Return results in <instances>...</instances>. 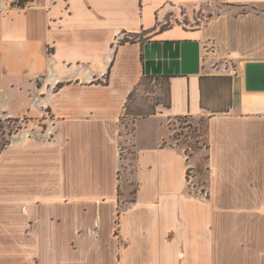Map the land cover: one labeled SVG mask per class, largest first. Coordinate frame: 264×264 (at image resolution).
Returning a JSON list of instances; mask_svg holds the SVG:
<instances>
[{"label":"crops","instance_id":"obj_1","mask_svg":"<svg viewBox=\"0 0 264 264\" xmlns=\"http://www.w3.org/2000/svg\"><path fill=\"white\" fill-rule=\"evenodd\" d=\"M202 4L0 0V117L21 121L0 150V264H264V91L244 77L264 61V0H209L200 27L161 24L170 6ZM156 41L197 52L168 74L162 115L206 119L207 193L187 190V157L152 117L127 200L119 122Z\"/></svg>","mask_w":264,"mask_h":264},{"label":"rangeland","instance_id":"obj_2","mask_svg":"<svg viewBox=\"0 0 264 264\" xmlns=\"http://www.w3.org/2000/svg\"><path fill=\"white\" fill-rule=\"evenodd\" d=\"M202 5L195 6L190 10L179 6H170L165 11L161 24L165 26H173L175 24H181L188 28H198L204 24L206 18L213 14L212 11L217 6L220 8L223 3L216 2L217 6H210V9L204 5H209V0H203ZM215 3V1H214ZM232 8L226 6L225 8ZM250 8L249 6L241 9ZM168 83L163 79L143 78L135 90L132 92L127 107L121 115L119 122V153H120V166L118 170V181L120 185H129V196H125L127 200L133 199L135 190V181L133 179L137 145H136V130L138 123L147 118H154V121H150L149 124L156 135L159 125L161 124L160 133L163 134L165 141L174 144L183 151V154L187 157V190L195 194H205L203 189L206 190L207 185V141H206V127L205 119L202 117H190V116H168L162 115L163 110L168 100ZM140 121V122H139ZM19 123L18 121H9V127H15ZM0 148L4 146L9 136L7 120L0 117ZM21 125V124H20ZM20 128V127H19ZM18 128V129H19ZM9 140V139H8ZM163 143H166V142ZM189 171V172H188ZM119 193L122 195V191L119 188ZM124 199L123 195L120 197ZM145 198H142V203L145 204ZM161 203V201H160ZM162 204V203H161ZM151 207V206H150ZM120 211H124L125 205L120 204ZM59 216H64L62 210L56 211ZM118 221V220H117Z\"/></svg>","mask_w":264,"mask_h":264},{"label":"water","instance_id":"obj_3","mask_svg":"<svg viewBox=\"0 0 264 264\" xmlns=\"http://www.w3.org/2000/svg\"><path fill=\"white\" fill-rule=\"evenodd\" d=\"M197 61L196 50L178 42H145L143 49L144 71L160 75L180 72ZM245 89L264 91V61H249L244 65Z\"/></svg>","mask_w":264,"mask_h":264},{"label":"trees","instance_id":"obj_4","mask_svg":"<svg viewBox=\"0 0 264 264\" xmlns=\"http://www.w3.org/2000/svg\"><path fill=\"white\" fill-rule=\"evenodd\" d=\"M27 1H29V0H14V4H16V5H18V6H24V4L27 2ZM140 37V38H139ZM138 38H139V40H145V38H142V35H140ZM134 38H136V36L135 35H133L132 36V38H128V37H124L123 39H122V42H125V41H133L134 40ZM169 76L170 75H168V74H160V75H153V74H144L143 75V77L141 78V80L143 79V78H153V79H163V80H166L167 81V83H168V100H167V104H166V106H165V108H168L169 107V105H170V95H169ZM140 80V81H141ZM139 81V82H140ZM139 82H138V84H139ZM137 84V85H138ZM137 85H136V87H137ZM135 87V88H136ZM135 88L133 89V91L135 90ZM133 91H131V93L129 94V96H128V99H127V103H128V100H129V98H130V96H131V94H132V92ZM127 103H126V106H125V109H126V107H127ZM178 118L179 117H181V116H177ZM202 118H204V117H202ZM205 119V118H204ZM17 120V119H16ZM205 127H206V119H205ZM206 141H207V145H206V149H207V154H206V161H207V170H208V172H209V166H208V149H209V144H208V139H207V134H206ZM188 169H189V167H188ZM189 172V171H188ZM187 175H188V173H187ZM187 175H186V179H187ZM208 176V175H207ZM207 185H208V177H207ZM207 185H206V187H207ZM203 192L204 193H207V188H206V190H204L203 189ZM119 194V196H120V193H118ZM120 198V197H119ZM118 214H120V208H119V211H118Z\"/></svg>","mask_w":264,"mask_h":264},{"label":"built area","instance_id":"obj_5","mask_svg":"<svg viewBox=\"0 0 264 264\" xmlns=\"http://www.w3.org/2000/svg\"><path fill=\"white\" fill-rule=\"evenodd\" d=\"M3 119H5V121L7 120V122H8V125H7V130H8V135H12L13 133H15L16 131H17V129L19 128V126H20V123H21V121L18 119V120H13V119H10V118H8V117H2ZM18 121L19 123H17V125L15 126V127H9V121ZM1 125V124H0ZM1 127V126H0ZM10 137V136H9ZM9 137H8V139H9ZM8 139H7V141H6V143L4 144V146L8 143ZM3 146V147H4ZM2 147V148H3ZM2 148H0V150L2 149Z\"/></svg>","mask_w":264,"mask_h":264}]
</instances>
